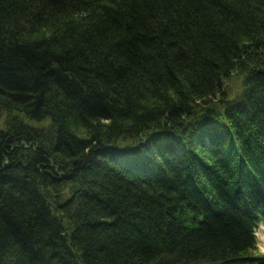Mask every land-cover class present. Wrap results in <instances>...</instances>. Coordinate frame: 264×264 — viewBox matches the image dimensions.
I'll use <instances>...</instances> for the list:
<instances>
[{
  "label": "trees",
  "instance_id": "1",
  "mask_svg": "<svg viewBox=\"0 0 264 264\" xmlns=\"http://www.w3.org/2000/svg\"><path fill=\"white\" fill-rule=\"evenodd\" d=\"M0 113V264H264V0H0Z\"/></svg>",
  "mask_w": 264,
  "mask_h": 264
},
{
  "label": "rangeland",
  "instance_id": "2",
  "mask_svg": "<svg viewBox=\"0 0 264 264\" xmlns=\"http://www.w3.org/2000/svg\"><path fill=\"white\" fill-rule=\"evenodd\" d=\"M233 91H236L240 88V79L236 75H232L229 83L227 84ZM5 115L0 113V125L4 120ZM29 124V123H28ZM46 123H43V125ZM32 125V124H30ZM257 244H256V253L264 255V227L260 225L256 230Z\"/></svg>",
  "mask_w": 264,
  "mask_h": 264
}]
</instances>
